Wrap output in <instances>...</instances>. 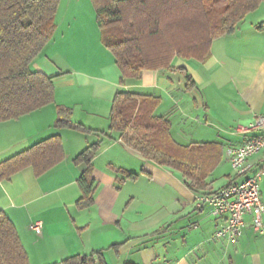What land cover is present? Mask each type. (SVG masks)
Returning a JSON list of instances; mask_svg holds the SVG:
<instances>
[{"label":"crops","instance_id":"crops-1","mask_svg":"<svg viewBox=\"0 0 264 264\" xmlns=\"http://www.w3.org/2000/svg\"><path fill=\"white\" fill-rule=\"evenodd\" d=\"M258 7L264 8V0ZM87 13L61 21L74 33L67 51L72 61L59 53L64 28L54 19L53 38L31 65L54 76V101L0 122V162L48 136L60 138L62 158L46 171L36 174L27 165L0 177V211L13 223L29 264L99 250L107 264H264V242L253 233L251 215L245 216L235 244L216 240L223 218L199 203V193L187 187L181 173L143 158L109 132L117 90L156 97L154 115L168 120L177 144L217 148L219 160L205 192L237 182L226 150L245 141L237 126L264 114V14L240 27L246 15L233 33L213 39L204 62L174 58L169 69L144 70L139 80L121 83L95 16L91 9ZM59 57L71 66L58 67ZM57 106L68 109L70 121L87 130L55 127ZM95 142L93 202L79 208L77 179L86 165L74 158ZM259 190L264 204V177ZM34 221L42 223L40 235L29 227Z\"/></svg>","mask_w":264,"mask_h":264},{"label":"trees","instance_id":"trees-1","mask_svg":"<svg viewBox=\"0 0 264 264\" xmlns=\"http://www.w3.org/2000/svg\"><path fill=\"white\" fill-rule=\"evenodd\" d=\"M102 44L114 56L120 82L139 80L144 70L169 69L174 58L204 62L213 39L233 33L263 0H90ZM59 0H0V122L18 118L54 101V76L32 68L53 38ZM190 81V76L185 75ZM156 97L117 90L110 111L111 137L147 160L181 173L199 195L219 157L214 144L182 146L171 137L169 122L154 115ZM55 127L86 131L57 106ZM99 142L87 145L74 161L86 167L77 179L79 208L92 204L96 182L90 160ZM62 158L60 138L48 136L0 162V177L30 165L36 174ZM0 264H29L17 231L0 211ZM50 264H107L102 251L74 254ZM124 264H133L130 262Z\"/></svg>","mask_w":264,"mask_h":264},{"label":"built area","instance_id":"built-area-1","mask_svg":"<svg viewBox=\"0 0 264 264\" xmlns=\"http://www.w3.org/2000/svg\"><path fill=\"white\" fill-rule=\"evenodd\" d=\"M235 131L244 135L245 141L236 148L226 150L230 167L240 178L223 188L197 196L199 203H207L212 215L222 217L214 238L235 244L242 234L245 216H252L253 233L264 242V204L260 198L259 184L264 177V114H255L246 125H239ZM255 156L254 161L250 158ZM35 235L42 232V223L30 224Z\"/></svg>","mask_w":264,"mask_h":264},{"label":"rangeland","instance_id":"rangeland-1","mask_svg":"<svg viewBox=\"0 0 264 264\" xmlns=\"http://www.w3.org/2000/svg\"><path fill=\"white\" fill-rule=\"evenodd\" d=\"M57 8L58 9L56 11L55 19H57V22L60 23L62 28H64L63 29L64 38L61 39V41H59V44L61 45L60 46L61 48L59 47L60 49L59 53H61L62 56L68 58V60L72 61L67 51H68V48L71 46V43L73 42L72 36L74 33H72L71 28H69L70 27L69 24L67 23L61 24V21L63 20V18H67L68 16L69 18H71V15H75L77 17L83 16V15L87 16L88 15L87 12L89 11V9L92 10V14L95 16V11H94L93 5L90 0H59V4ZM251 12L247 14L248 16H246L245 21L243 20L242 23H240V27L247 26L246 22H249L251 19H255L261 14H264V8L261 7L260 9L259 7H257L255 10ZM60 32H62V30H60ZM56 63H57V66L62 69H65V68L68 69L71 66L70 62H68L67 60H63L60 57L58 58V61ZM230 172L235 174L232 168L230 169Z\"/></svg>","mask_w":264,"mask_h":264}]
</instances>
